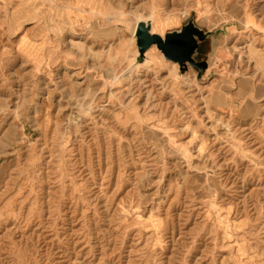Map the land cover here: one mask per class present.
Masks as SVG:
<instances>
[{
  "label": "rangeland",
  "instance_id": "obj_1",
  "mask_svg": "<svg viewBox=\"0 0 264 264\" xmlns=\"http://www.w3.org/2000/svg\"><path fill=\"white\" fill-rule=\"evenodd\" d=\"M0 264H264V0H0Z\"/></svg>",
  "mask_w": 264,
  "mask_h": 264
},
{
  "label": "water",
  "instance_id": "obj_2",
  "mask_svg": "<svg viewBox=\"0 0 264 264\" xmlns=\"http://www.w3.org/2000/svg\"><path fill=\"white\" fill-rule=\"evenodd\" d=\"M204 34L195 28L191 23L184 25L180 31L169 33L164 37L150 33L149 23L139 22L136 28V44L140 56L151 46L162 52L166 60L203 67L205 62L196 63L193 61L192 53L197 47V39H203Z\"/></svg>",
  "mask_w": 264,
  "mask_h": 264
},
{
  "label": "bare ground",
  "instance_id": "obj_3",
  "mask_svg": "<svg viewBox=\"0 0 264 264\" xmlns=\"http://www.w3.org/2000/svg\"><path fill=\"white\" fill-rule=\"evenodd\" d=\"M146 23V22H145ZM137 25H138V23H135V25H134V27H133V29H132V34L134 35V32H135V36H136V30H135V27L137 28ZM151 31H152V28H151ZM151 33V32H150ZM152 46H154V45H151L146 51H145V55H146V53L149 51V50H151V48H152ZM156 46V45H155ZM174 65H175V63H173Z\"/></svg>",
  "mask_w": 264,
  "mask_h": 264
}]
</instances>
